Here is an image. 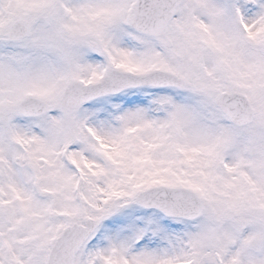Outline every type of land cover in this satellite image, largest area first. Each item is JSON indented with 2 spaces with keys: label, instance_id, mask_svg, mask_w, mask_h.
Wrapping results in <instances>:
<instances>
[{
  "label": "snow or ice",
  "instance_id": "1",
  "mask_svg": "<svg viewBox=\"0 0 264 264\" xmlns=\"http://www.w3.org/2000/svg\"><path fill=\"white\" fill-rule=\"evenodd\" d=\"M0 264H264V0H0Z\"/></svg>",
  "mask_w": 264,
  "mask_h": 264
}]
</instances>
